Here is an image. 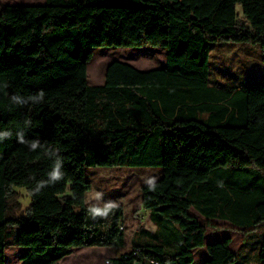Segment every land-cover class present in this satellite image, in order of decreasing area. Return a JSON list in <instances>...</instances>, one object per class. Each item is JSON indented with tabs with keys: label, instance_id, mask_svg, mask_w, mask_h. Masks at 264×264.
<instances>
[{
	"label": "trees",
	"instance_id": "16d2710c",
	"mask_svg": "<svg viewBox=\"0 0 264 264\" xmlns=\"http://www.w3.org/2000/svg\"><path fill=\"white\" fill-rule=\"evenodd\" d=\"M220 40L258 44L264 63V0H44L0 9V131L12 133L0 140V264L9 246L23 249L21 264L122 246L123 207L93 219L85 201L86 168L105 165L161 169L155 191L141 185L156 229L134 234L133 248L109 264H191L197 248L207 252L200 264L235 261L231 238L206 242V225L264 222V81L210 84V46ZM95 47H162L165 62L140 70L114 60L104 83L90 85ZM41 90L40 104L10 99ZM20 131L40 147L19 143ZM49 149L63 179L34 192L57 158ZM16 187L29 194L27 213H15ZM174 225L181 234L169 249ZM257 261L264 264V238Z\"/></svg>",
	"mask_w": 264,
	"mask_h": 264
},
{
	"label": "rangeland",
	"instance_id": "374dc122",
	"mask_svg": "<svg viewBox=\"0 0 264 264\" xmlns=\"http://www.w3.org/2000/svg\"><path fill=\"white\" fill-rule=\"evenodd\" d=\"M44 0H0V9L11 4H40ZM238 10L240 7L238 6ZM165 48L162 47H95L92 48V57L87 64V83L99 85L104 83L105 69L114 61L131 64L137 69L145 70L161 67L165 62ZM262 50L258 44L220 40L212 42L210 46V84L244 87L248 84H257L264 81V63L261 60ZM89 67V68H88ZM158 167H132L125 165H105L88 167L85 170V179L89 189L85 193L87 205L92 203L103 204L109 201L123 207V216L120 218L124 234V244L118 247L90 246L74 248L71 253L61 258L58 264H107L106 260L123 252H129L133 246L131 238L140 230L151 228L148 211L141 206V185L146 180L160 177ZM19 207L16 214L27 213L30 197L23 187H16ZM97 193H101L100 201H96ZM199 222L205 224V219L193 208L188 210ZM217 226L212 229L206 225V242L231 238L230 248L236 253L232 264H259L257 253L261 239L264 238V222L251 229H234L228 221L214 219ZM168 230L169 249L177 247L178 236L181 234L177 225ZM140 240L148 239L138 236ZM136 237V241H140ZM23 249L6 247V264H21L19 255ZM194 261L191 264H200L203 256H207L204 248L194 250Z\"/></svg>",
	"mask_w": 264,
	"mask_h": 264
},
{
	"label": "clouds",
	"instance_id": "9594fccd",
	"mask_svg": "<svg viewBox=\"0 0 264 264\" xmlns=\"http://www.w3.org/2000/svg\"><path fill=\"white\" fill-rule=\"evenodd\" d=\"M45 93L43 90L39 91L34 95H30L27 98L19 95H12L10 97L11 101L17 105H28V104H40L44 101ZM26 124H30V120L25 121ZM12 133L10 131H0V140L5 138L11 137ZM17 140L21 144H26L29 147V150L35 151L38 147H40V142L38 140H34L29 142L25 139L23 131L17 133ZM47 155L57 156L56 160L54 161V165L52 171L48 173V181H39L37 182L36 188L33 190L34 192H39V189L43 188L46 184L49 183H56L63 179V172L61 171L62 168V161L58 157L57 152L55 150L49 149L47 151ZM145 183L147 184L150 191H155L156 189V178L153 177L152 179L146 180ZM102 194H96V201H100ZM118 205L115 202H107L101 204L92 203L88 207V213L91 215L93 219L97 217L106 218L110 213H112Z\"/></svg>",
	"mask_w": 264,
	"mask_h": 264
},
{
	"label": "crops",
	"instance_id": "0c3cea01",
	"mask_svg": "<svg viewBox=\"0 0 264 264\" xmlns=\"http://www.w3.org/2000/svg\"><path fill=\"white\" fill-rule=\"evenodd\" d=\"M146 211H148V210H146ZM148 216H149V219H150V222H151V224H152V220H151V218H150V212L148 211ZM214 220V219H213ZM212 220V221H213ZM218 220V219H217ZM224 221V220H223ZM231 225V224H230ZM232 226V225H231ZM146 230H149V231H151V232H153L155 229H156V225L155 224H152L151 225V228H145ZM205 256V255H204ZM203 256V257H204Z\"/></svg>",
	"mask_w": 264,
	"mask_h": 264
},
{
	"label": "built area",
	"instance_id": "2783aa9c",
	"mask_svg": "<svg viewBox=\"0 0 264 264\" xmlns=\"http://www.w3.org/2000/svg\"><path fill=\"white\" fill-rule=\"evenodd\" d=\"M150 261L153 263V261H152V260H150ZM106 263H107V264H109V261H108V259L106 260Z\"/></svg>",
	"mask_w": 264,
	"mask_h": 264
},
{
	"label": "bare ground",
	"instance_id": "6f19581e",
	"mask_svg": "<svg viewBox=\"0 0 264 264\" xmlns=\"http://www.w3.org/2000/svg\"><path fill=\"white\" fill-rule=\"evenodd\" d=\"M89 68V67H88ZM151 262V261H150Z\"/></svg>",
	"mask_w": 264,
	"mask_h": 264
}]
</instances>
